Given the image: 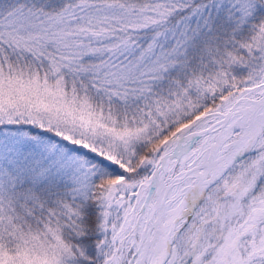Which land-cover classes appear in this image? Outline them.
I'll return each instance as SVG.
<instances>
[{"label":"snow or ice","instance_id":"obj_1","mask_svg":"<svg viewBox=\"0 0 264 264\" xmlns=\"http://www.w3.org/2000/svg\"><path fill=\"white\" fill-rule=\"evenodd\" d=\"M0 264H264V0H0Z\"/></svg>","mask_w":264,"mask_h":264}]
</instances>
